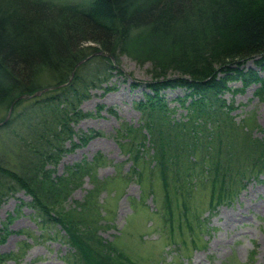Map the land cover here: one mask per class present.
Listing matches in <instances>:
<instances>
[{
	"label": "trees",
	"instance_id": "1",
	"mask_svg": "<svg viewBox=\"0 0 264 264\" xmlns=\"http://www.w3.org/2000/svg\"><path fill=\"white\" fill-rule=\"evenodd\" d=\"M119 56L148 65L152 78L134 103L138 124L123 122L116 130L129 170L99 179L96 171L108 160L98 153L57 174L64 155L100 135L74 126L100 116L102 105L95 113L80 106L91 90L114 89L101 85L113 72L121 74ZM248 60L264 68V0H91L87 6L0 0V206L22 192L30 200L20 206L32 210L41 231L37 237L16 233L33 241L59 238L71 264H138L119 247L121 230L112 239L102 236L113 228L115 209L99 199L116 184L134 182L141 196L133 207H145L151 197L148 214L161 219L170 243L176 232L183 237L195 230L196 247L208 227L195 195L208 193L206 208L213 214L264 175V139L254 134L253 115L236 122V108L224 98L258 85L255 96L264 101V80L243 69ZM236 82L240 89L230 87ZM174 89L184 93L175 98L185 111L179 119L164 94ZM84 178L91 188L82 200L69 201ZM20 206L2 222L1 243ZM19 245L0 262L18 260L29 247Z\"/></svg>",
	"mask_w": 264,
	"mask_h": 264
},
{
	"label": "rangeland",
	"instance_id": "2",
	"mask_svg": "<svg viewBox=\"0 0 264 264\" xmlns=\"http://www.w3.org/2000/svg\"><path fill=\"white\" fill-rule=\"evenodd\" d=\"M43 1L56 5L73 3L87 6L91 0ZM118 62L117 66L121 74L113 72L101 85L102 88L114 89L108 92L93 89L90 91L89 99L80 106L83 112L95 113L97 105H102L100 116L85 118L74 126L77 132L94 131L99 132L100 135L90 139L85 146L64 155L56 167L57 174H62L66 166L79 161H91L98 153L108 160L107 164L96 171L99 179L124 175L129 170L130 162L127 160L128 156L121 152L115 137L116 130L123 122L134 126L138 124L140 116L134 109V103L142 99V89H145L146 83L152 82V78L148 65L139 66L126 56H119ZM248 68L255 70L264 80L263 67H257L253 60H248L243 69ZM132 82H140L143 86L132 88ZM230 87L240 89L241 84L232 83ZM258 87L252 85L243 93L226 94L224 98L232 102L236 108L232 113L236 116V122L244 116L253 115L252 119L257 124L254 134L257 138L264 139V101L255 96ZM48 90L46 88L35 96ZM164 94L169 107L176 108L175 118L179 119L185 111L178 106L175 98L183 96V91L167 90ZM107 109H112L116 115L109 114ZM115 187L103 191L99 196L100 200L107 198L111 208L115 209L113 228L102 232V236L112 239V235L121 230L123 235L117 240L118 245L138 264H264V175L259 180H250L231 205H221L213 211V214H209L206 208L208 193L200 191L195 195L193 203L199 208L200 217L207 219L205 222L208 227V232L202 231L198 234L200 240L196 247L191 245L196 238L195 230L190 232L186 229L183 231V237L176 232L174 240L172 239L176 243H170L169 231L163 227L161 219L148 214L154 210L151 197H147L144 201L145 207H133L132 202L139 200L141 196L138 184L131 182L125 186L116 184ZM90 188L91 183L88 178H84L83 185L75 189L69 201L82 200ZM20 200L28 202L30 199L19 192L0 206V227L9 215H14L15 210L20 206ZM9 230L12 233L2 243L0 242V256L17 253L22 241L29 244V247L23 251L18 260H7L0 264H71L72 260L65 258L69 249L59 238L33 241L16 233L24 230L32 232L36 237L41 233L28 206L22 207L19 216L10 224ZM140 235H143L142 238ZM181 239L186 241V247L181 244ZM252 251L255 256L250 262Z\"/></svg>",
	"mask_w": 264,
	"mask_h": 264
},
{
	"label": "water",
	"instance_id": "3",
	"mask_svg": "<svg viewBox=\"0 0 264 264\" xmlns=\"http://www.w3.org/2000/svg\"><path fill=\"white\" fill-rule=\"evenodd\" d=\"M82 62H79V65L81 64ZM39 93H37L36 95H38ZM24 97H26V96H22V98H24ZM28 97V96H27ZM11 111V110H10ZM10 111H9V113H8V116L10 115Z\"/></svg>",
	"mask_w": 264,
	"mask_h": 264
}]
</instances>
